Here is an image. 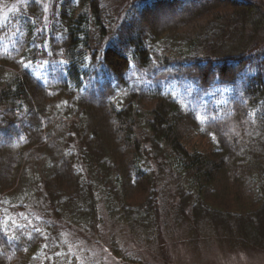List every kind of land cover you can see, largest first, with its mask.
<instances>
[{"label":"trees","instance_id":"1","mask_svg":"<svg viewBox=\"0 0 264 264\" xmlns=\"http://www.w3.org/2000/svg\"><path fill=\"white\" fill-rule=\"evenodd\" d=\"M118 1L0 17V264H63L101 198L147 229L165 169L190 220L264 250V0Z\"/></svg>","mask_w":264,"mask_h":264},{"label":"rangeland","instance_id":"2","mask_svg":"<svg viewBox=\"0 0 264 264\" xmlns=\"http://www.w3.org/2000/svg\"><path fill=\"white\" fill-rule=\"evenodd\" d=\"M28 1L2 0L0 17H7ZM37 1L50 10L52 0ZM105 5L115 11L120 7L118 0H106ZM158 173L160 208L147 229L110 215L101 198L94 227L73 226L65 232L63 264H264V250L232 247L216 228L190 220L191 208L181 204L177 192L181 179L168 169ZM27 211L32 213V208Z\"/></svg>","mask_w":264,"mask_h":264},{"label":"snow or ice","instance_id":"3","mask_svg":"<svg viewBox=\"0 0 264 264\" xmlns=\"http://www.w3.org/2000/svg\"><path fill=\"white\" fill-rule=\"evenodd\" d=\"M197 118L200 119L201 122H207V120H208L207 117H204V116H202V115H198ZM213 136H214V134H213Z\"/></svg>","mask_w":264,"mask_h":264}]
</instances>
